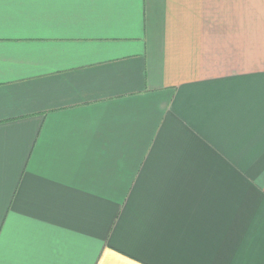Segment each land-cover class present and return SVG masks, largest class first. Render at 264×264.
<instances>
[{
	"label": "crops",
	"instance_id": "1",
	"mask_svg": "<svg viewBox=\"0 0 264 264\" xmlns=\"http://www.w3.org/2000/svg\"><path fill=\"white\" fill-rule=\"evenodd\" d=\"M0 264H264V0H0Z\"/></svg>",
	"mask_w": 264,
	"mask_h": 264
}]
</instances>
